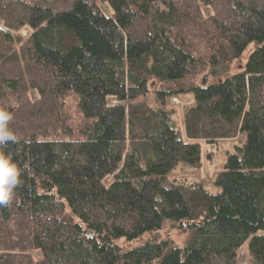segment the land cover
I'll use <instances>...</instances> for the list:
<instances>
[{"label": "trees", "instance_id": "16d2710c", "mask_svg": "<svg viewBox=\"0 0 264 264\" xmlns=\"http://www.w3.org/2000/svg\"><path fill=\"white\" fill-rule=\"evenodd\" d=\"M0 108V264H264V0H0ZM222 138L212 192L199 140Z\"/></svg>", "mask_w": 264, "mask_h": 264}, {"label": "rangeland", "instance_id": "374dc122", "mask_svg": "<svg viewBox=\"0 0 264 264\" xmlns=\"http://www.w3.org/2000/svg\"><path fill=\"white\" fill-rule=\"evenodd\" d=\"M24 34H27V31H24ZM247 55V51L245 52V56ZM239 63L238 60H233L230 64H227L225 67V71H231V69ZM242 65V64H241ZM224 71V72H225ZM222 72L221 74H223ZM207 72H203L201 75L196 77L187 78L186 82L191 78H194L195 81H203ZM210 75L207 77V80H210ZM191 93L190 92H179L168 97V101L170 104L177 105V111L175 113V118L178 123L181 125L183 123V109L186 103L191 101ZM201 143L202 149V159L204 163V173L208 176V180L206 182V187L212 191L216 192L220 190V185L216 182L217 173L225 167V163L227 161L229 151H233L235 149V145L239 143L237 139H220L216 144H209L204 140H199ZM207 151L211 152L212 156L207 154ZM212 176V177H211ZM158 236L162 239H168L174 245H184L186 241V231L185 229H181L177 225H172L170 222L164 223L163 227L159 230ZM150 237V233H146L135 239H126L125 237H120L116 239V242L121 244L124 248H131L137 245L143 244ZM241 264H248L247 254L245 248L241 249L240 252Z\"/></svg>", "mask_w": 264, "mask_h": 264}, {"label": "clouds", "instance_id": "9594fccd", "mask_svg": "<svg viewBox=\"0 0 264 264\" xmlns=\"http://www.w3.org/2000/svg\"><path fill=\"white\" fill-rule=\"evenodd\" d=\"M11 119V113L0 108V206L10 203L15 189L22 183L20 168L12 156L3 150L10 142L15 143L17 140L9 128Z\"/></svg>", "mask_w": 264, "mask_h": 264}, {"label": "water", "instance_id": "95a60500", "mask_svg": "<svg viewBox=\"0 0 264 264\" xmlns=\"http://www.w3.org/2000/svg\"><path fill=\"white\" fill-rule=\"evenodd\" d=\"M240 66H242V65H240Z\"/></svg>", "mask_w": 264, "mask_h": 264}]
</instances>
